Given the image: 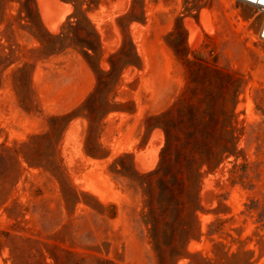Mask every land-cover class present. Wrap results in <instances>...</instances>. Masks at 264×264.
I'll return each instance as SVG.
<instances>
[{
    "label": "rangeland",
    "instance_id": "obj_1",
    "mask_svg": "<svg viewBox=\"0 0 264 264\" xmlns=\"http://www.w3.org/2000/svg\"><path fill=\"white\" fill-rule=\"evenodd\" d=\"M41 1L0 0V264H264L263 13L244 0ZM188 61L234 75L229 93ZM186 101L196 117L233 109L240 135L205 167L187 242V213L163 214L147 176L160 124L188 117ZM151 221L160 254L178 242L179 258L160 261Z\"/></svg>",
    "mask_w": 264,
    "mask_h": 264
},
{
    "label": "trees",
    "instance_id": "obj_2",
    "mask_svg": "<svg viewBox=\"0 0 264 264\" xmlns=\"http://www.w3.org/2000/svg\"><path fill=\"white\" fill-rule=\"evenodd\" d=\"M188 62L195 68L197 67L195 70L198 73H203L209 81L213 78L223 81L224 94L229 93L228 84L235 79L234 75L211 69L197 62ZM194 93L196 95L197 92ZM185 99L186 97L183 95L181 101ZM200 103H204V100L202 99ZM187 104L191 113L188 117L182 116L171 126L160 124L165 131L166 142L161 150L158 167L147 174L150 177L156 176L158 180L159 192L156 201L163 214L168 215L172 211L187 213L188 222L180 227L186 233V242L193 237L191 233L194 230V224L191 217H194L198 223L199 191L205 167L208 170H213L228 156L236 154L240 138V135L237 134L238 128L235 125L233 109L229 110L223 106L221 116H209L204 113L200 117H196L194 103L187 102ZM162 116H166V114ZM212 123L220 125V129L201 128V126ZM150 207L151 212L156 211L152 205ZM151 223V235L160 261L164 263L173 256L179 258L182 254L178 252L181 248L178 242L171 245L172 253L163 254V256L160 254L162 246L158 243V235L162 231L154 222L151 221ZM178 231L177 228L173 230L175 237L178 235Z\"/></svg>",
    "mask_w": 264,
    "mask_h": 264
},
{
    "label": "built area",
    "instance_id": "obj_3",
    "mask_svg": "<svg viewBox=\"0 0 264 264\" xmlns=\"http://www.w3.org/2000/svg\"><path fill=\"white\" fill-rule=\"evenodd\" d=\"M244 1L258 8V10L261 11L264 16V0H244ZM258 36L261 40H264V18Z\"/></svg>",
    "mask_w": 264,
    "mask_h": 264
},
{
    "label": "bare ground",
    "instance_id": "obj_4",
    "mask_svg": "<svg viewBox=\"0 0 264 264\" xmlns=\"http://www.w3.org/2000/svg\"><path fill=\"white\" fill-rule=\"evenodd\" d=\"M46 1H47V2H50V3L53 4L54 6L57 4V3H56V0H42V1H41V3H42V4H41L42 7L45 6V4H46L45 2H46ZM44 15H45V19L48 20V19H49V16H48V14L46 13V11H45ZM208 23L210 24V22H208ZM211 23H212V22H211ZM191 25H192V24H190V26H191ZM192 26H193V25H192ZM208 26H209V25H208ZM192 30H194V29L192 28ZM194 33H195V31H194ZM192 34H193V33H192ZM192 40H193V39H192Z\"/></svg>",
    "mask_w": 264,
    "mask_h": 264
}]
</instances>
